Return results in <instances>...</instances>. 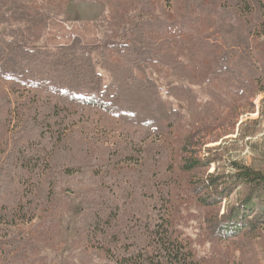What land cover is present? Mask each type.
Wrapping results in <instances>:
<instances>
[{"label": "rangeland", "instance_id": "rangeland-1", "mask_svg": "<svg viewBox=\"0 0 264 264\" xmlns=\"http://www.w3.org/2000/svg\"><path fill=\"white\" fill-rule=\"evenodd\" d=\"M247 5L242 0H0V39L21 28L20 43L29 49L53 51L76 40L79 49L102 47L111 39L121 44L133 38L128 30L142 29L152 60L140 62L126 51L109 54V62L134 66L137 77L152 79L172 111L171 126L165 121L158 132L146 126V117L117 116L95 105L50 108L57 99L45 90L27 79L13 84L0 77V169L9 151L21 149L27 156L21 166L14 163L18 168L3 172L8 184L0 203L12 189L25 218L0 225V264H113L90 244L81 221L88 204L108 198L122 205L126 197L135 203L132 209L122 207L124 234L133 225L129 217L157 213L153 205L162 197L176 207L177 227L205 264H264V228L221 239L209 226L246 189H234L210 206L200 201L207 192L197 190V180L230 172L234 161L264 171V0ZM14 10L43 14L47 26L2 17ZM94 58L100 61L99 51ZM97 69L106 84L111 82L101 62ZM187 156L208 157L211 164L185 172Z\"/></svg>", "mask_w": 264, "mask_h": 264}, {"label": "trees", "instance_id": "trees-1", "mask_svg": "<svg viewBox=\"0 0 264 264\" xmlns=\"http://www.w3.org/2000/svg\"><path fill=\"white\" fill-rule=\"evenodd\" d=\"M242 1L248 8L247 0ZM22 14L23 12L14 10L10 15L2 17L14 16L16 18L12 21L15 22L26 19L28 24L35 19L47 26L43 14ZM12 30L13 34L0 39V77L9 78L13 84L27 79L26 84L45 90L57 99L50 108L78 102L98 106L117 116L146 117V126L158 132L163 129L165 121L171 126L172 111L159 97L154 81L144 75L137 77L134 66L117 68L108 59L109 54L129 51L140 62L146 58L152 60L150 48H144L143 45L145 32L142 29L128 30L127 34L133 38L121 44L111 39L102 47L95 45L79 49L74 47L79 42L76 40L70 46L53 51L24 47L20 43L24 31L21 28ZM97 51L100 61L94 58V52ZM100 62L111 72V82L107 84L97 69ZM140 66L142 69V65ZM25 154L21 149L7 152L4 168L0 169V197L5 194L8 184L3 178V172L9 170L11 165L13 167L16 162L17 166H21L22 161L25 163ZM210 164L211 159L208 157L194 159L187 156L182 169L189 172L199 167L207 168ZM17 166L14 168H18ZM231 167V171L226 174L211 173L197 180L200 184L197 190L207 192V195L204 193L200 198L206 206L220 203L234 189H246L236 204L226 208L221 219L219 217L217 221L210 223L213 237L221 239L264 228V171L237 161L232 162ZM11 193L12 189L10 198L5 203L10 202L13 205L10 210L5 209L4 203H0V225H17V219L25 218L21 215L24 210L23 203ZM129 198L126 197L122 205L111 203L108 198H104L97 205L88 204L81 221L90 244L104 251L113 264L206 263L197 254L190 239L177 227L176 207L172 209L170 200L166 198L159 197L158 205H153V209L158 210L157 213H149L145 217H129L133 225L126 231L125 236L126 224L121 220V211L122 207L133 208L135 200ZM136 226L142 228L143 238L136 236L138 231L140 233ZM122 236H125L124 240Z\"/></svg>", "mask_w": 264, "mask_h": 264}]
</instances>
